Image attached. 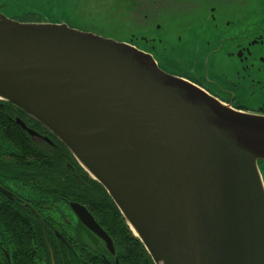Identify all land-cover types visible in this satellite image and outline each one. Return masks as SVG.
Wrapping results in <instances>:
<instances>
[{"label":"water","instance_id":"obj_1","mask_svg":"<svg viewBox=\"0 0 264 264\" xmlns=\"http://www.w3.org/2000/svg\"><path fill=\"white\" fill-rule=\"evenodd\" d=\"M0 100L63 142L154 264H264L263 115L167 73L132 41L2 12ZM71 207L115 256L87 208Z\"/></svg>","mask_w":264,"mask_h":264},{"label":"flooded vegetation","instance_id":"obj_2","mask_svg":"<svg viewBox=\"0 0 264 264\" xmlns=\"http://www.w3.org/2000/svg\"><path fill=\"white\" fill-rule=\"evenodd\" d=\"M142 1L137 46L152 53L160 68L237 110L264 116V0H154L170 6L167 18L153 0ZM95 189L54 133L0 100V222L6 224L7 213L35 231L31 242L49 254L39 256L36 249V261L58 264L70 251L82 258V250L119 264L117 253L112 256L71 207L77 203L92 214ZM9 243L0 232L1 251L10 261Z\"/></svg>","mask_w":264,"mask_h":264},{"label":"rangeland","instance_id":"obj_3","mask_svg":"<svg viewBox=\"0 0 264 264\" xmlns=\"http://www.w3.org/2000/svg\"><path fill=\"white\" fill-rule=\"evenodd\" d=\"M151 3L164 17L172 15L167 3L154 4V0ZM141 8L142 0H0V12L12 19L20 20L27 14H33L34 21L66 24L83 32L134 44L137 41L133 35L140 29L137 25L141 19L138 11ZM165 26L170 30L167 22ZM260 169L264 174L263 162ZM15 238L17 240V236ZM3 255L0 250V260ZM32 255L35 258V253Z\"/></svg>","mask_w":264,"mask_h":264},{"label":"trees","instance_id":"obj_4","mask_svg":"<svg viewBox=\"0 0 264 264\" xmlns=\"http://www.w3.org/2000/svg\"><path fill=\"white\" fill-rule=\"evenodd\" d=\"M35 16L33 14H27L25 17L21 18L20 21L23 22H37L34 21ZM95 203L90 206L93 216L96 221L101 225V227L111 236L113 239L117 256L119 257V264H154L151 256L145 249L141 241L134 236L132 231L126 224L120 211L111 200L105 189L95 181ZM8 214H5L6 224L2 225L0 232L5 236L6 239L10 241L9 244L5 245V250L10 254V261L7 259L6 255L0 260V264H51V261H36L32 253L38 249V255H47L46 246H35L31 242L33 236L30 229H24L22 223L19 219H8ZM17 236V240L15 238ZM40 248H42L40 250ZM2 248L0 247V250ZM80 256L78 255L74 258L73 253L69 252L67 259L64 261H59L58 264H111L107 263L104 259L96 256L95 253L84 252L80 250ZM47 252V253H46ZM64 253V250H62ZM46 253V254H45ZM67 254V251H65ZM84 259V262H83Z\"/></svg>","mask_w":264,"mask_h":264}]
</instances>
